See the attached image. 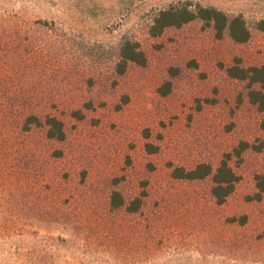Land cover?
Returning <instances> with one entry per match:
<instances>
[{
	"label": "rangeland",
	"instance_id": "rangeland-1",
	"mask_svg": "<svg viewBox=\"0 0 264 264\" xmlns=\"http://www.w3.org/2000/svg\"><path fill=\"white\" fill-rule=\"evenodd\" d=\"M181 4L241 15L250 39H217L198 20L152 38L156 13ZM261 20L264 0H0V87L11 93L1 102L65 130L61 143L34 130L0 157V264H264V194L251 200L264 175V113L227 75L264 66ZM123 37L146 66L118 75ZM241 142L261 149L229 161L239 181L221 206L209 178L171 177L215 168Z\"/></svg>",
	"mask_w": 264,
	"mask_h": 264
},
{
	"label": "trees",
	"instance_id": "trees-1",
	"mask_svg": "<svg viewBox=\"0 0 264 264\" xmlns=\"http://www.w3.org/2000/svg\"><path fill=\"white\" fill-rule=\"evenodd\" d=\"M195 20L210 28L217 39L226 35L237 45L245 44L250 39L249 28L241 15H228L212 7L196 6L191 9L186 4L159 10L151 22L148 34L152 38H158L167 29H179ZM255 28L264 32V20L257 22ZM117 49L116 72L118 75H122L129 64L138 67L146 66V57L137 42L123 37ZM227 75L231 79L246 83L248 103L256 107L260 113H264V66L248 68L233 66L227 70ZM7 76L6 73L0 72V79H4L3 81L7 80ZM167 92L168 86L160 90L162 96H165ZM10 95L8 90L0 87V157L3 156L1 159L4 160V156L14 151L20 152L24 136L34 130H43L47 141L61 143L65 140V130L61 120L45 112H39V110L3 105L1 101L7 100ZM71 115L76 120L83 118L79 111H74ZM259 128L264 131V117L260 121ZM249 149L258 152L261 146L255 147L241 142L231 154L225 155L215 168L209 164H198L188 170L172 168L171 177L182 182L204 181L209 178L211 181L210 196L216 205L221 206L233 193L239 181L229 166V161L232 158L240 160L241 154ZM146 150L149 154L156 152V149L149 144H146ZM254 183L256 193L251 200L260 201L264 194V175L255 176ZM140 205V199L137 198L131 201L125 211L129 214L135 213ZM109 206L112 210L124 207V202L117 192L111 194ZM245 219V217L240 218V225L245 223Z\"/></svg>",
	"mask_w": 264,
	"mask_h": 264
}]
</instances>
